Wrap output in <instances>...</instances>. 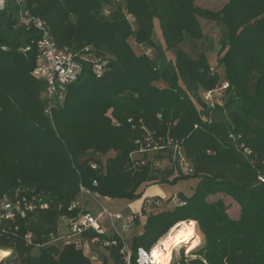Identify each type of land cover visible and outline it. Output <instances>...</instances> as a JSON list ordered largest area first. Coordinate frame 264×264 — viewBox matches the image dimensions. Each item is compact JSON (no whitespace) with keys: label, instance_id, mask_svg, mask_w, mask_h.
Returning <instances> with one entry per match:
<instances>
[{"label":"trees","instance_id":"obj_1","mask_svg":"<svg viewBox=\"0 0 264 264\" xmlns=\"http://www.w3.org/2000/svg\"><path fill=\"white\" fill-rule=\"evenodd\" d=\"M194 1L3 0L0 250L9 254L0 264H93L82 245L93 238L114 240L103 246L102 264H137V249L149 251L179 222L196 224L202 238L169 264H264V0H220L216 10ZM25 10L57 46L88 47L107 63L100 73L86 63L49 114L45 85L33 75L40 31L22 22ZM199 19L224 29L214 67L205 52L181 48L203 38ZM215 89H223L222 101H205ZM158 152L169 153L165 166ZM189 178L197 182L177 196L182 204L142 211L127 260L115 233L88 230L79 245L51 241L60 218L86 212L70 208L82 189L132 201L149 185ZM224 198L237 205L233 217Z\"/></svg>","mask_w":264,"mask_h":264},{"label":"built area","instance_id":"obj_2","mask_svg":"<svg viewBox=\"0 0 264 264\" xmlns=\"http://www.w3.org/2000/svg\"><path fill=\"white\" fill-rule=\"evenodd\" d=\"M3 7V0H0V8ZM22 22L26 25L32 23L40 31V36L35 42V47L38 52V56L35 62V66L33 69V75L38 79H41L45 85L43 96L47 101V106L44 110L46 114H49V105L60 103L62 102L68 87L77 81L84 69V65L86 63L91 64V67L97 73L103 69V67L107 64L106 60L102 57L96 56L88 47L82 50H71L68 47H59L57 46L52 37L48 34L47 30L44 27V24L41 21L31 15L28 12L22 11L20 13ZM29 47H26L24 50H28ZM227 83H224L222 87H226ZM218 89L213 91L204 92L203 98L207 102H212L215 97V93H217ZM175 151L179 153L178 147L175 146ZM174 157V155H173ZM172 157V158H173ZM183 158L181 157L179 163L182 164ZM184 171H187L184 168ZM82 193L95 195L92 194L88 190L82 189ZM81 193V194H82ZM176 203H180L179 199L175 200ZM79 206V202H74L70 208H74ZM10 204L3 202L1 208H9ZM143 210L145 208H142ZM136 214L133 213L131 216L126 217L124 222L127 228H131L134 225ZM101 217L108 218L111 222L113 220L121 219L122 215L120 213H112L111 211L107 210L104 207H101L99 211L95 214H91L89 212H83L79 214L76 218L67 219V231L64 234H58V237L52 239V242L59 241L60 244H69V243H76L81 244L82 241V233L88 230H94L98 233H104L102 226L99 223ZM114 227V226H113ZM116 228L112 233L118 234L116 232ZM59 232V231H58ZM119 235V234H118ZM120 236V235H119ZM97 238H93L90 240V243L97 242ZM114 243L113 238L109 240L102 241L101 246H108ZM88 245L87 242L82 243ZM123 249L121 252H126L127 257L126 260L129 258V249L127 248L125 242L122 245ZM173 251V249H172ZM151 258V249L149 251L144 250L143 248H138L136 251V263L137 264H154ZM173 258V252H172ZM171 258V260H172ZM125 264H128V260ZM156 264V263H155Z\"/></svg>","mask_w":264,"mask_h":264},{"label":"rangeland","instance_id":"obj_3","mask_svg":"<svg viewBox=\"0 0 264 264\" xmlns=\"http://www.w3.org/2000/svg\"><path fill=\"white\" fill-rule=\"evenodd\" d=\"M195 4L206 7L209 9H219L223 1L220 0H195ZM202 28L204 36L201 40L197 42H185L181 44V48L186 50L189 54L195 55L198 51H203L206 53L207 58L209 60V63L211 66H216V60H217V50L219 48V42L221 37L224 34L223 27L215 22L199 19ZM154 35L153 40L156 44L160 45L163 50V40L159 28L158 20H154ZM133 49L136 53H140L141 49L131 41ZM164 56L171 60L173 59V52L170 51H163ZM220 75L223 74L222 68H217ZM158 86H163V83L158 82ZM223 89H218L217 93H215V98L213 100L221 102L222 99L220 98L222 94ZM154 153L151 152L150 155H153ZM107 155H111V153H108ZM107 155H104L101 159L104 160ZM134 157H139V154H134ZM158 158H160L159 166H165L169 162V153L168 152H158L157 153ZM197 182L196 178H189V179H181L178 180L175 183H159L154 185H149L143 189V193L141 197L136 199L134 202L130 203L127 199L123 198H111V200H107L105 197H99L97 199V205L98 209L101 207L106 208L107 210L111 211L112 213H120L122 215L121 219H115L113 220V224L116 227V232L123 238L127 248H130V239L132 235L134 234V228H127L125 226V218L131 216L134 213V209H136V206L140 205L141 202L144 204L141 205V209H144L145 212L151 211L156 212L160 210H167L171 209L174 204L176 203L175 200L179 199L177 196L179 194L183 195H190L193 191V188ZM216 197H211L210 199H214ZM224 201L227 205L228 213L233 217L238 208L237 205L231 201L230 199L224 198ZM154 202V203H153ZM156 202V203H155ZM99 203V204H98ZM92 206L95 207L93 203H91ZM143 210V209H142ZM150 212V213H151ZM65 217H62L58 221L59 225V232L58 234H64L67 231V220H65ZM99 223L102 225L103 231L107 234H111L114 230V227L110 224L109 219L105 217H101L99 220ZM138 223V221L136 222ZM195 225V232L197 230V234H199L200 239L202 238L201 233L198 232L197 225ZM199 239V240H200ZM201 241V240H200ZM58 245H60L59 241H56ZM87 245V244H86ZM89 249L92 251V254H90ZM192 249V248H191ZM191 249H188L186 246L179 245L173 248V258H179L181 254V250H183L185 255H188ZM130 250V249H129ZM104 249L103 246L99 244H88L86 248L84 249V253L88 255L91 258V261L93 264H102V258L104 257ZM37 253V248H34L33 254ZM111 264V263H110Z\"/></svg>","mask_w":264,"mask_h":264},{"label":"bare ground","instance_id":"obj_4","mask_svg":"<svg viewBox=\"0 0 264 264\" xmlns=\"http://www.w3.org/2000/svg\"><path fill=\"white\" fill-rule=\"evenodd\" d=\"M189 230L192 235L187 236ZM194 223L188 224L186 222H179L169 229V231L161 237L158 242L151 248V260L155 264H169L172 258V249L176 246L183 245L188 249L194 248L199 242V236L195 234ZM197 235V236H196ZM171 237V238H170ZM196 239L198 242L193 245L192 240ZM155 250V252L153 251ZM9 254L6 250H0V257Z\"/></svg>","mask_w":264,"mask_h":264},{"label":"crops","instance_id":"obj_5","mask_svg":"<svg viewBox=\"0 0 264 264\" xmlns=\"http://www.w3.org/2000/svg\"><path fill=\"white\" fill-rule=\"evenodd\" d=\"M99 197H102V196H99V195H89V194H85V193H82L81 195H80V197H79V199H78V202H79V206L83 209V210H85L86 212H89V213H91V214H95V213H97L98 211H99V209H98V206H100V204L99 205H97V199L99 198ZM108 201L109 200H111V198H109V197H105ZM128 200V199H127ZM136 200V199H135ZM135 200H132V201H130V200H128V202H130V203H132V202H134ZM91 203H93L94 205H95V207L94 206H92V204ZM154 203V202H153ZM156 203V202H155ZM144 204V202L142 203L141 202V204L140 205H138V206H136V209H134V213L136 214V217H138V223H136L135 221H134V225H133V227H131V228H134L133 230L135 231L134 232V234L133 235H135V234H137V233H140L141 232V230H142V225H143V223H144V220H145V214L144 213H142V209L140 208L141 207V205H143ZM143 208V207H142ZM146 209V208H145ZM147 210V209H146ZM147 212H149V211H147ZM146 212V213H147ZM151 212V211H150ZM101 219V218H100ZM65 220H67V218L65 219ZM109 222H110V224L112 225V226H114V224H113V222H111L110 220H109ZM67 224H68V220H67ZM66 224V225H67ZM101 225V224H100ZM102 226V225H101ZM115 227V226H114ZM116 228V227H115ZM105 234H107L106 232H104ZM195 234H197V230H196V233ZM132 235V236H133ZM198 236H199V234H197ZM196 235V236H197ZM199 239H200V236H199ZM201 240V239H200ZM158 242V241H157ZM86 246L87 245H85V248H86ZM84 248V249H85ZM89 252H90V254H92V252H91V250L89 249ZM1 258V257H0Z\"/></svg>","mask_w":264,"mask_h":264},{"label":"clouds","instance_id":"obj_6","mask_svg":"<svg viewBox=\"0 0 264 264\" xmlns=\"http://www.w3.org/2000/svg\"><path fill=\"white\" fill-rule=\"evenodd\" d=\"M191 235H192L191 230H189L187 236H185L184 238L187 239L188 236H191ZM197 242H198V241H197L196 239H193V240H192V244H193V245H195Z\"/></svg>","mask_w":264,"mask_h":264},{"label":"snow or ice","instance_id":"obj_7","mask_svg":"<svg viewBox=\"0 0 264 264\" xmlns=\"http://www.w3.org/2000/svg\"><path fill=\"white\" fill-rule=\"evenodd\" d=\"M171 238V237H170ZM155 252V250H153Z\"/></svg>","mask_w":264,"mask_h":264}]
</instances>
